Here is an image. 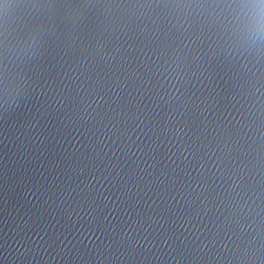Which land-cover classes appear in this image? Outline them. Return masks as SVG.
I'll use <instances>...</instances> for the list:
<instances>
[{
    "label": "clouds",
    "instance_id": "1",
    "mask_svg": "<svg viewBox=\"0 0 264 264\" xmlns=\"http://www.w3.org/2000/svg\"><path fill=\"white\" fill-rule=\"evenodd\" d=\"M258 11L259 13L264 16V0H258Z\"/></svg>",
    "mask_w": 264,
    "mask_h": 264
}]
</instances>
